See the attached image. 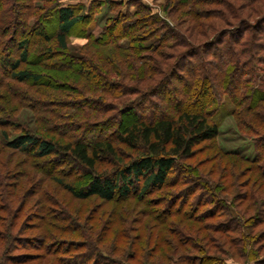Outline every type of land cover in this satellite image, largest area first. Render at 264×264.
Wrapping results in <instances>:
<instances>
[{
	"label": "trees",
	"instance_id": "1",
	"mask_svg": "<svg viewBox=\"0 0 264 264\" xmlns=\"http://www.w3.org/2000/svg\"><path fill=\"white\" fill-rule=\"evenodd\" d=\"M123 3L0 0V264H264V0Z\"/></svg>",
	"mask_w": 264,
	"mask_h": 264
},
{
	"label": "rangeland",
	"instance_id": "2",
	"mask_svg": "<svg viewBox=\"0 0 264 264\" xmlns=\"http://www.w3.org/2000/svg\"><path fill=\"white\" fill-rule=\"evenodd\" d=\"M102 2V0H58L59 3L61 4H68V3H79L80 5L83 6V12L87 11V7L91 2ZM116 1H122V0H116ZM137 1L140 2L141 4H144L146 6L151 7V9L153 10V12L159 14L160 16H166L164 12H162L161 7L163 5V3L165 2V0H131V1H124L123 0V4L122 8H124L128 2H130L129 4L133 2ZM132 5H130V8H132ZM111 14V12H108L106 10V7H100L98 9V11L94 14L95 17L101 15V14ZM93 24V22H90L89 24H81V26H79V28H75L71 34L68 36V43L69 46L74 48V47H79L81 45H83L86 42V39L84 38V35L86 33V31L90 28V26ZM102 24V23H101ZM81 27V28H80ZM83 28V29H82ZM96 30H94L95 32ZM18 119L20 121H24L26 122V124H28L30 127H33V123H32V118L30 116V113L27 111H23L21 114H19ZM218 144L224 148V149H236L244 154H252L253 153V149H252V145L250 142H244L241 140V137L238 136V134L235 132L234 130V126L232 123V119L231 117H224L222 119V123L220 126V133H219V137H218ZM51 193L55 194L58 198H61L63 195L61 193H59V190H54L52 188H50ZM66 197V196H65ZM62 199V198H61ZM67 201V200H66ZM64 204H67L65 202L64 199ZM87 205H91L93 204L95 201L94 200H88L86 201ZM77 206V202L72 203V206L69 204L68 209H72L73 207ZM22 253H26L28 252V254H33L34 251L31 250H22L20 251ZM36 252V251H35ZM34 254H38L37 252ZM45 260V259H44ZM43 259H40V262L42 263ZM228 262L232 263V261L228 260ZM236 263L238 264L239 262L236 261ZM31 264H35V263H31ZM44 264V263H42Z\"/></svg>",
	"mask_w": 264,
	"mask_h": 264
},
{
	"label": "built area",
	"instance_id": "3",
	"mask_svg": "<svg viewBox=\"0 0 264 264\" xmlns=\"http://www.w3.org/2000/svg\"><path fill=\"white\" fill-rule=\"evenodd\" d=\"M123 1V0H122ZM124 1H131V0H124Z\"/></svg>",
	"mask_w": 264,
	"mask_h": 264
}]
</instances>
